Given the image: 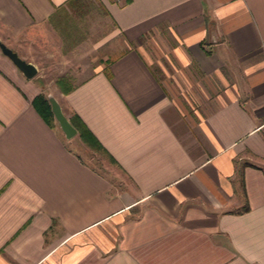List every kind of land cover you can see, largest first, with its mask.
Returning <instances> with one entry per match:
<instances>
[{
  "label": "crops",
  "instance_id": "obj_1",
  "mask_svg": "<svg viewBox=\"0 0 264 264\" xmlns=\"http://www.w3.org/2000/svg\"><path fill=\"white\" fill-rule=\"evenodd\" d=\"M68 1L0 0L36 69L0 53V264H264V0H95L125 49L50 93L105 152L31 102L19 49Z\"/></svg>",
  "mask_w": 264,
  "mask_h": 264
},
{
  "label": "rangeland",
  "instance_id": "obj_2",
  "mask_svg": "<svg viewBox=\"0 0 264 264\" xmlns=\"http://www.w3.org/2000/svg\"><path fill=\"white\" fill-rule=\"evenodd\" d=\"M65 9L51 22L49 32L41 33L30 47L19 49L22 56L34 62L43 94L48 96L58 75H65L71 84H77L126 45L119 34L110 36L112 25L95 0H81L73 9L67 6ZM62 112L65 116L69 114L64 107ZM69 146L88 166L115 179L101 153L85 149L77 140Z\"/></svg>",
  "mask_w": 264,
  "mask_h": 264
},
{
  "label": "trees",
  "instance_id": "obj_3",
  "mask_svg": "<svg viewBox=\"0 0 264 264\" xmlns=\"http://www.w3.org/2000/svg\"><path fill=\"white\" fill-rule=\"evenodd\" d=\"M79 2H80L79 0H70L67 2V5L70 7V9H73L75 6L78 5ZM55 83L57 84L58 88L62 93H66L74 87L73 85L69 84V81L66 77H60L55 81ZM31 102L32 105L38 109V111L40 110V112L44 117L50 116V120L52 119V115L49 110V104L43 95L38 94L32 99ZM68 121L70 125L75 129L76 134L78 138L81 140V142L85 143L86 145L92 148H96L98 150H102V152H105L97 143V141L94 139V137L90 134V132L81 123V121L77 118L76 115L71 114L68 117Z\"/></svg>",
  "mask_w": 264,
  "mask_h": 264
},
{
  "label": "water",
  "instance_id": "obj_4",
  "mask_svg": "<svg viewBox=\"0 0 264 264\" xmlns=\"http://www.w3.org/2000/svg\"><path fill=\"white\" fill-rule=\"evenodd\" d=\"M0 53L4 55L14 65V67L22 74L24 78L29 79L35 74L36 69L32 64L20 59L14 51L7 48L1 42ZM47 101L50 107L52 117L64 137L70 138L74 136L76 133L75 129L70 125L66 117L63 115L56 101L51 96L47 97Z\"/></svg>",
  "mask_w": 264,
  "mask_h": 264
}]
</instances>
